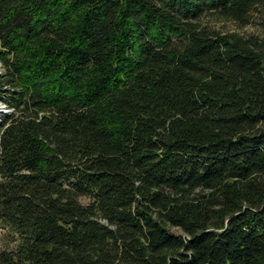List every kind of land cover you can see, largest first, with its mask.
Instances as JSON below:
<instances>
[{
    "label": "trees",
    "instance_id": "16d2710c",
    "mask_svg": "<svg viewBox=\"0 0 264 264\" xmlns=\"http://www.w3.org/2000/svg\"><path fill=\"white\" fill-rule=\"evenodd\" d=\"M263 6L0 0V264H264Z\"/></svg>",
    "mask_w": 264,
    "mask_h": 264
},
{
    "label": "rangeland",
    "instance_id": "374dc122",
    "mask_svg": "<svg viewBox=\"0 0 264 264\" xmlns=\"http://www.w3.org/2000/svg\"><path fill=\"white\" fill-rule=\"evenodd\" d=\"M206 23L214 28L215 30L225 33H236L239 35H263L264 33V6L258 8L256 11L253 12L251 19L247 25L240 26L237 23L225 20V19H219V18H210L206 20ZM7 110L0 105V114L5 113ZM171 231L173 232H179L178 230L171 228ZM1 237V233H0ZM0 246H1V240H0Z\"/></svg>",
    "mask_w": 264,
    "mask_h": 264
}]
</instances>
